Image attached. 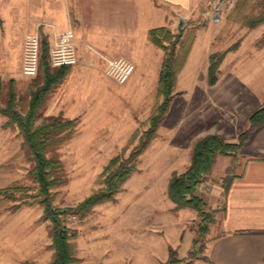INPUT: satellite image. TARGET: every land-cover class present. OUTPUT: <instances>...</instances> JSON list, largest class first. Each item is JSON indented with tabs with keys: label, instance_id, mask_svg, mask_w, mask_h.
I'll list each match as a JSON object with an SVG mask.
<instances>
[{
	"label": "rangeland",
	"instance_id": "rangeland-1",
	"mask_svg": "<svg viewBox=\"0 0 264 264\" xmlns=\"http://www.w3.org/2000/svg\"><path fill=\"white\" fill-rule=\"evenodd\" d=\"M13 1L0 0V105L4 104L8 81L13 79L17 109L24 113L30 87L35 80L40 83L42 75L26 77L21 74L17 47L12 40L21 30L32 24V29L37 30L47 20L42 17L36 20L29 10V13L23 12L21 6L24 9L26 3L19 5ZM70 1L71 28L75 31V4ZM198 1L193 18L174 16L172 23L176 26L167 27L173 33L182 28L187 41L191 35L194 41L198 31H206L213 37L209 55L214 54L216 59L223 54L228 61L239 50V59H248L235 69L236 75L257 76L260 67L251 57L256 49L264 46V22L250 28L242 22V17L256 16L264 11L262 0H235L232 7L224 8L219 14L214 11L211 0ZM186 45L187 42L180 47L182 52ZM86 47L90 51L94 49L90 44ZM197 50H193L188 60L187 55L179 70L168 112L139 155L135 172L114 200L93 206L83 216L72 209L102 186V171L109 160L116 155L127 156L148 129L149 118L162 100L157 95V79L150 75L143 83L132 82L131 75L127 82L118 84L106 75L104 65L109 57L102 54L96 65L89 68L90 72L74 69L73 73L71 69L87 63L78 53V62L49 94L43 116H65L62 112L67 108L62 112L51 108L61 90L64 98L72 100L68 108H76L77 124L73 135L55 149L65 181L50 190L51 203L69 230V243L75 257L71 264H128L124 260L130 254V239L136 235L144 237L146 233L141 230L146 227L151 234L162 237L161 240L180 238L178 249L173 247L179 259L186 261L192 249L195 254L202 255L225 183L237 171L245 147L231 156H217L212 170L197 186L196 194L203 200L205 216L191 207L173 210L174 203L167 196L168 179L172 171L186 169L197 138L211 133L236 141L248 127V123L243 122L245 109L254 111L262 106L263 100L253 99L244 91L238 93L240 98L235 101L224 99L221 82L222 77L228 75V64L222 66V58L217 73L220 82L210 88L206 81V52L203 55ZM84 74L94 77V81H84ZM194 77L196 80L192 79ZM232 84L242 87L236 81ZM247 87L253 90L254 84ZM31 165L18 129L7 124V117L0 113V191L8 188L13 195L5 197L0 192V264H50L53 257L52 221L39 202L41 197L30 175ZM194 239L197 241L193 242Z\"/></svg>",
	"mask_w": 264,
	"mask_h": 264
},
{
	"label": "crops",
	"instance_id": "crops-1",
	"mask_svg": "<svg viewBox=\"0 0 264 264\" xmlns=\"http://www.w3.org/2000/svg\"><path fill=\"white\" fill-rule=\"evenodd\" d=\"M14 1L19 5L26 3L24 9L21 6L23 12H32L36 20L38 17L47 20L37 30L32 29L33 24L31 23L32 25L29 28L21 30L13 38L12 42L18 51L19 70L22 62L23 39L28 32L27 30H30L29 33L39 34L41 49L42 39H45L49 50V45L55 34L71 28L69 6L71 1L54 0L53 3H49V0ZM73 4H75L74 11L76 14L77 28L74 33L77 52L87 60V63H80L83 67L79 68L77 66L71 69V72L74 73V69L77 72L82 69V71L90 72L91 67L96 65L97 59L100 58V54L109 58L123 55L135 64L132 82L143 83L146 77L150 75L155 76L156 79L158 78L163 57L162 49L148 39V31L151 28L160 26L173 28V26H176L175 22L172 23L175 20L174 16H177V19L183 15L185 19L193 18L195 15L194 9L198 6L199 1L73 0ZM212 40L213 37L210 34L208 35L206 31L203 33L198 31L187 57L188 60L195 49L202 51L203 55L206 52V56L204 55L207 59L206 73L209 64V47ZM89 44L95 50H88L86 45ZM240 55L241 51L238 50L237 55H232L228 61L223 58L222 66H226V64L229 66L228 75H224L221 82L223 98L235 101L240 98L238 93L244 91V93L251 95L253 99L257 97L260 100L262 99L261 105H263L264 46L261 50L256 49L251 57L256 62L255 65L260 67L259 74L253 78L245 77L244 74V76H240L241 78L236 75L235 69L248 59L244 57L241 60L239 59ZM237 73L239 75V72ZM94 79V77L91 78L85 75L83 80L91 83ZM192 79L196 80L195 77ZM206 81L210 88L216 87L220 82L217 78L215 84L210 85L207 75ZM232 81H236L242 87L236 86V84L231 85ZM251 83L254 84L253 90L247 87ZM62 93L63 90L55 97L51 108L52 110L59 109V112H62L65 107L67 109L62 114L68 119H73L76 108H68L72 100L69 101L68 97L64 98ZM259 107L257 106V108ZM251 112L245 109L243 122L248 123V116ZM242 154L238 169L231 174L227 191L223 192L219 210L216 212L214 222L208 233L202 253L208 260L196 259L192 264H264V126L256 131ZM146 229L147 227L141 230L146 233L144 237L141 238L136 235L130 239L132 245L129 256L124 260L125 263L161 264L167 259L169 246L178 249L180 238H171L168 241L161 240L162 237L153 235Z\"/></svg>",
	"mask_w": 264,
	"mask_h": 264
},
{
	"label": "trees",
	"instance_id": "trees-1",
	"mask_svg": "<svg viewBox=\"0 0 264 264\" xmlns=\"http://www.w3.org/2000/svg\"><path fill=\"white\" fill-rule=\"evenodd\" d=\"M261 2L264 5V0ZM242 22L253 28L258 23L264 22V11L256 16L244 15ZM187 38H184L182 28H179L176 33L167 26L151 28L148 31V39L163 51L157 78V95L161 96L162 100L156 105L149 118V127L140 137L138 145L127 156L116 155L109 160L102 171V186L79 202L72 209L73 212L83 216L93 206L114 200L115 195L121 191L124 183L137 169L139 155L154 136L175 95L177 74L193 42L192 35L188 41ZM186 42V48L182 52L180 47H184ZM222 56L223 54L215 59L214 54L209 55L207 77L210 85L217 81ZM68 71L69 66L55 68L50 65L48 45L46 40L42 39L41 57L36 74H41L42 80L40 83L36 80L32 83L26 111L21 113L17 109L18 100L13 79H9L4 104L0 105V113L7 117V124L15 125L22 137V148L32 163L30 175L37 185L38 196L41 197L39 202L44 205L46 216L52 221L53 257L50 264H71L75 260L69 243V230L62 224L59 213L51 203L50 190L65 181L62 177V163L56 156L55 149L61 141L73 135L77 120L64 118L61 114L43 116L42 112L49 94L63 81ZM263 126L264 104L249 114L248 127L237 136L236 141H228L220 134L211 133L197 138L192 144L190 162L186 169L182 172L172 171L168 179L167 196L174 203L173 210L191 207L199 215L205 216L203 200L196 194L197 186L212 170L217 156L235 154L239 149L244 148L256 131ZM230 179L231 176L225 183V192ZM0 192L5 197L13 196L12 193L10 195L8 188ZM196 241V239L193 240V242ZM196 259L208 260L204 255L195 254L192 249L188 252V259L183 261L178 258L177 251L169 246L167 259L161 264H192Z\"/></svg>",
	"mask_w": 264,
	"mask_h": 264
},
{
	"label": "built area",
	"instance_id": "built-area-1",
	"mask_svg": "<svg viewBox=\"0 0 264 264\" xmlns=\"http://www.w3.org/2000/svg\"><path fill=\"white\" fill-rule=\"evenodd\" d=\"M54 1V0H49ZM214 11L219 14L224 8L229 9L235 0H211ZM224 6V7H223ZM92 49V48H90ZM94 50V49H92ZM49 62L52 67L73 66L78 62L75 33L71 28L55 34L49 45ZM41 54V37L32 32L23 39L21 74L26 77L36 76ZM106 75L118 84H124L135 71V64L129 58L119 55L105 60Z\"/></svg>",
	"mask_w": 264,
	"mask_h": 264
}]
</instances>
